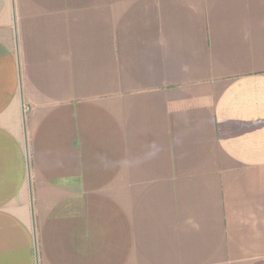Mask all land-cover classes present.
Masks as SVG:
<instances>
[{
	"label": "crops",
	"instance_id": "obj_1",
	"mask_svg": "<svg viewBox=\"0 0 264 264\" xmlns=\"http://www.w3.org/2000/svg\"><path fill=\"white\" fill-rule=\"evenodd\" d=\"M0 264H264V0H0Z\"/></svg>",
	"mask_w": 264,
	"mask_h": 264
}]
</instances>
